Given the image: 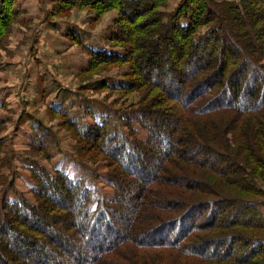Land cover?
<instances>
[{
  "label": "trees",
  "instance_id": "16d2710c",
  "mask_svg": "<svg viewBox=\"0 0 264 264\" xmlns=\"http://www.w3.org/2000/svg\"><path fill=\"white\" fill-rule=\"evenodd\" d=\"M52 1L57 14L118 12L123 53L93 56L129 64L123 90L141 92L146 138L125 119L120 136L81 132L113 166L114 194L95 210L57 170L40 171L35 202L4 196L0 264H264V0H181L170 13L169 0ZM14 4L0 1V38Z\"/></svg>",
  "mask_w": 264,
  "mask_h": 264
},
{
  "label": "rangeland",
  "instance_id": "374dc122",
  "mask_svg": "<svg viewBox=\"0 0 264 264\" xmlns=\"http://www.w3.org/2000/svg\"><path fill=\"white\" fill-rule=\"evenodd\" d=\"M180 1L160 10L170 13ZM14 7L18 14L0 38V204L20 195L35 202L40 171L53 177L57 170L91 190L95 210L114 194L113 166L81 132L99 125L120 136L128 131L125 119L146 138L136 114L141 92L123 90L129 64H101L104 57L93 56L123 53L110 40L118 12L96 20L92 10L78 7L57 14L52 0H15Z\"/></svg>",
  "mask_w": 264,
  "mask_h": 264
}]
</instances>
